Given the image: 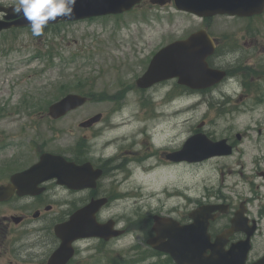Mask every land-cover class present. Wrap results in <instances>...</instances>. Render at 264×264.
I'll return each instance as SVG.
<instances>
[{
  "label": "flooded vegetation",
  "instance_id": "af4514ba",
  "mask_svg": "<svg viewBox=\"0 0 264 264\" xmlns=\"http://www.w3.org/2000/svg\"><path fill=\"white\" fill-rule=\"evenodd\" d=\"M158 1L142 0L125 12L154 10L156 17L164 21L159 25L163 32L159 36L163 38L148 55L150 59L173 42L186 40L192 33L203 30L201 36L208 35L213 47L206 56L207 64L223 71L224 76L218 84L204 89L180 85L175 78L146 89L137 88L144 96L140 101L141 108L145 109L157 100L167 105L177 100H189L191 106L220 103L237 106L259 96L257 83L264 65L258 64L253 55L240 56L236 39L239 36L223 33L220 27L216 31V23L219 19L229 18L233 22L245 21L252 25L264 17V5L261 12L247 16L227 12L199 15L178 8L175 0ZM16 5L17 0H0V24L13 23L21 17L13 11ZM177 16L198 21L199 26L179 28ZM49 27L46 25L44 29ZM21 30L32 31L31 26L13 24L1 29L0 46L3 37L12 40ZM258 43V39L252 38L249 45ZM142 56L146 59L147 55ZM84 95L91 99L88 94ZM122 97L116 92L107 99L111 111L99 113L95 122L89 120L98 112L79 115L74 123V143L69 149L62 141L59 143L56 135L61 127L59 130L53 128L70 112L59 118L44 112L31 115L39 118L35 141L24 139L23 129L3 127L1 121L5 115H0V264H50L57 254V264H131L135 260L141 264H190L189 257L194 256L195 248L205 249L201 253L204 264L212 261L264 264V204H259L253 213V199L235 201L223 191L221 183L217 186L206 184L199 197L194 194L193 186L191 192L185 193L177 188L176 193L159 197L160 205L146 208L145 199L148 198L139 187L144 183L143 179L136 182L138 171L141 172L137 175L144 176L155 169V165H186L191 173L190 181H194L209 162L220 170V163L240 150L242 134L216 138L204 115L193 121L187 138L201 133L213 142L224 139L230 146V153L201 160L176 161L169 154L178 151L185 141L181 146L174 145L173 132L163 133L162 125L155 120L165 115L147 112L148 118L141 123L123 118ZM116 117L122 120L118 122ZM129 120L134 128L130 127ZM43 124L52 129L43 128ZM47 131L52 135H45ZM54 141L57 143H52ZM205 141L199 137L195 142ZM24 144L29 150L19 148ZM192 147L194 149V145ZM44 153L59 155L66 162L74 163L76 180L69 182L65 168L61 170L59 180L50 177V172L44 168L37 167ZM156 156L162 162L156 163ZM259 175L264 181V171ZM3 191L8 194L3 195ZM259 198L264 200V196ZM237 215L241 216L242 224L233 228V219ZM154 243L166 250L156 248Z\"/></svg>",
  "mask_w": 264,
  "mask_h": 264
},
{
  "label": "rangeland",
  "instance_id": "374dc122",
  "mask_svg": "<svg viewBox=\"0 0 264 264\" xmlns=\"http://www.w3.org/2000/svg\"><path fill=\"white\" fill-rule=\"evenodd\" d=\"M156 16L154 10L137 9L129 14L58 23L43 29L39 36L33 35L32 31L21 30L12 40L3 37L0 46V115H5L1 121L3 127L23 129L24 139L37 140L35 131L39 129H36L39 118L31 115L47 113L51 103L70 92L91 94L92 97L82 107L58 121V126L54 125V130L61 127L56 135L59 143L62 141L67 149L74 143V123L78 116L111 111V103L106 100L116 92L123 95L120 100L123 118L141 123L148 118L147 112L165 115L155 121L162 125L163 133L173 132L171 139L174 145L181 146L189 135L193 121L206 115L209 130L216 138L242 134L240 150L232 157L225 158L220 163V170L209 162L194 181H190L191 173L187 166H184L186 170H161L157 167L160 165H155L156 168L144 176L137 175L141 172L138 171L136 182L143 179L144 183L139 187L148 198L145 199L146 208L160 205L157 201L159 196L163 198L166 193L174 194L177 188L185 193L188 190L191 192L193 186L194 194L199 197L206 184L217 186L222 183L223 191L233 200L253 199L251 208L255 213L259 204H264V200L259 198L264 196V181L259 175L260 171H264V71L260 72L257 83L259 96L241 105L220 103L191 106L189 100H177L167 105L157 100L153 105L141 108L140 101L144 96L137 91L135 79L150 59L148 55L154 52L155 45L163 38L159 36L163 34L159 25L164 21ZM176 20L179 28L184 25H191L193 29L199 26L198 21L183 16H177ZM217 21L216 31L220 27L223 33H236L239 36L236 39L240 56L253 55L258 64L264 65V17L252 25L245 21L233 22L229 18ZM252 38L259 40L258 45H249ZM143 54L147 55L146 59ZM248 63L251 61L248 60ZM114 119L118 122L122 120L120 117ZM214 124L217 126L213 127ZM130 126L135 127L131 123ZM42 127L52 129L44 124ZM45 135H52V132L47 131ZM19 148L29 150L26 144ZM155 160L156 163L162 162L158 156ZM131 264L141 263L135 260Z\"/></svg>",
  "mask_w": 264,
  "mask_h": 264
},
{
  "label": "water",
  "instance_id": "95a60500",
  "mask_svg": "<svg viewBox=\"0 0 264 264\" xmlns=\"http://www.w3.org/2000/svg\"><path fill=\"white\" fill-rule=\"evenodd\" d=\"M142 0H76L73 6V13L70 17L58 16L55 20H50L47 24L57 23L59 21H77L86 18L98 17L109 14H119L130 10L135 4ZM155 2V1H154ZM158 2H164L162 0ZM178 8L186 9L199 15H212L215 13L228 12L241 16L251 15L261 12L264 0H175ZM13 23L0 24V30L7 28L12 24L15 26H30V22L22 15ZM204 31L192 33L189 38L182 41H176L164 47L154 54L147 70L136 80V85L140 88H148L156 82L166 79L177 78L178 83L186 85L192 89L208 88L218 84L224 72L219 69L210 68L206 61V56L213 51L210 45V38L207 35L201 36ZM86 96L68 93L58 101L52 103L48 107L49 114L54 118L65 115L70 110L76 109L86 102ZM99 119V115L89 120L95 122ZM204 138L205 143L198 144L196 139ZM239 137V136H238ZM194 145V149L193 146ZM230 153V147L226 141L220 140L212 142L207 140L204 134H197L189 138L183 147L169 156L174 160H182L190 158L202 159L213 155H221ZM36 167V166H35ZM37 167H42L50 172V177L61 178V170L67 171L69 182L76 180L74 163L66 162L59 155L44 153ZM71 184V183H69ZM8 194L3 191V195ZM242 224L241 216L237 215L233 219V228H239ZM253 228V227H252ZM198 231V229L196 230ZM249 235V234H248ZM157 248L165 249L160 245ZM174 247V245H172ZM205 249L195 248L194 256L189 257L191 264H203L201 253ZM59 255L51 258L50 264H57ZM211 264H222L213 262ZM230 264V263H225Z\"/></svg>",
  "mask_w": 264,
  "mask_h": 264
},
{
  "label": "clouds",
  "instance_id": "9594fccd",
  "mask_svg": "<svg viewBox=\"0 0 264 264\" xmlns=\"http://www.w3.org/2000/svg\"><path fill=\"white\" fill-rule=\"evenodd\" d=\"M75 3L76 0H17L13 11L22 14L30 22L33 35L39 36L50 20L70 17Z\"/></svg>",
  "mask_w": 264,
  "mask_h": 264
},
{
  "label": "bare ground",
  "instance_id": "6f19581e",
  "mask_svg": "<svg viewBox=\"0 0 264 264\" xmlns=\"http://www.w3.org/2000/svg\"><path fill=\"white\" fill-rule=\"evenodd\" d=\"M131 127V126H130ZM184 166H186V165H179V166H177V167H174V166H171V165H168V166H159V169H165V170H170V169H177V168H180V169H184ZM160 167H162V168H160ZM188 167V166H187ZM184 170H186V169H184ZM178 172V171H177ZM178 174V173H177ZM173 179V178H172ZM177 179V178H176ZM169 180H171V179H169ZM167 183V182H166ZM184 184V183H183ZM161 186V185H160ZM166 186V185H165ZM158 187V186H157ZM172 187V186H171ZM178 187H179V185H178ZM167 188V187H166ZM179 190V189H178ZM172 192V191H171ZM159 195V194H158ZM160 197V196H159ZM162 197V196H161Z\"/></svg>",
  "mask_w": 264,
  "mask_h": 264
}]
</instances>
